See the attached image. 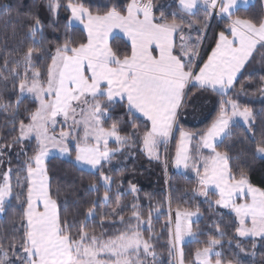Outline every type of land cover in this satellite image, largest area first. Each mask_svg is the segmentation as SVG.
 Returning a JSON list of instances; mask_svg holds the SVG:
<instances>
[{
  "label": "snow or ice",
  "instance_id": "6c2138e0",
  "mask_svg": "<svg viewBox=\"0 0 264 264\" xmlns=\"http://www.w3.org/2000/svg\"><path fill=\"white\" fill-rule=\"evenodd\" d=\"M61 6L60 0H48L47 7L53 16L58 15ZM63 7L70 13L65 27L71 28L72 21H78L86 35L79 42L68 36L62 44H57L54 52L49 49L46 72L33 64L34 53L39 56L45 52L44 48L35 47H29L10 70L18 77L17 68L24 65L14 108L19 109L25 94L36 107L32 111L25 109L28 122L21 119L18 129L13 128L18 135L12 142L0 145V157L6 149L22 145L18 155H24L25 160L19 171L26 173L18 174L13 185L10 159L8 169L0 173V214L6 212V205L13 199L22 209L15 235L7 244L0 238V264H149V258L155 264L151 211L145 220L138 205L133 204L123 230L112 235L90 233L84 221L77 226L67 217L61 218L45 161L52 150L70 157L74 144L75 163L99 171V179L106 189L110 188L113 180L102 170L104 164L110 163L126 146L135 144L137 138L142 141V150L158 159L159 145L168 143L181 109L196 95H189L191 89L199 93L210 90L219 95V111L200 133L180 129L174 164L195 173L198 181L193 189L195 195L207 200L211 187L217 196L215 205L235 214L232 224L235 236L229 243L236 238H251L255 249L257 238L264 241V190L254 187L244 171L237 176L230 164L231 157L217 149L231 135L237 118L243 120L246 131L255 140L252 109L241 107L237 99L224 97L236 87L238 77L244 74L257 50L264 49V16H236L238 0H178L171 20L164 13L158 18L154 15L152 0H128L123 7L113 4L104 14H93L84 0H67ZM200 8L205 13L204 19H190ZM0 13L10 16L12 6L0 5ZM17 15H20L18 9ZM213 15L226 17L228 23L215 37L214 47L201 64L200 48ZM186 27L196 32L195 42L190 43L191 37L186 40L183 35ZM114 29H119L130 43L123 53L109 42ZM28 31L34 44L44 39V26L38 16ZM177 33H180L179 47ZM261 59L264 61V54ZM5 70H8L7 60L0 72ZM261 81L259 91L264 95V76ZM244 88L241 84L237 95ZM9 106L0 102V109L6 111ZM116 107L122 110L118 119L113 118ZM109 120L112 123L105 126ZM57 124L61 125L58 135ZM128 127L130 132L126 131ZM197 136L193 156L190 142ZM32 139L36 143L33 153L28 155L25 142ZM110 141L117 147L110 148ZM203 150H207V155ZM255 153L264 156V133L255 144ZM3 163L0 160V165ZM130 190L135 193L136 186L130 184ZM237 197L244 202L237 203ZM109 198L106 190L103 202ZM120 207L117 200L116 209ZM197 214L198 210H177L174 222L169 219L166 224L168 253L178 259V264H185L181 247L185 237L195 238L200 234L193 231L189 222ZM94 215V208H89L86 219ZM103 221L102 215L101 225ZM120 223H125L123 216ZM143 224L148 225L147 237L141 228ZM215 232L217 236L210 234L207 246L197 249L194 261L189 264H234L232 260L225 262L222 252L214 251L216 246H222L225 235L219 224L215 225ZM235 247L239 253L246 252L241 239H236ZM235 264L241 261L236 260Z\"/></svg>",
  "mask_w": 264,
  "mask_h": 264
},
{
  "label": "trees",
  "instance_id": "16d2710c",
  "mask_svg": "<svg viewBox=\"0 0 264 264\" xmlns=\"http://www.w3.org/2000/svg\"><path fill=\"white\" fill-rule=\"evenodd\" d=\"M162 1L152 0L154 15L158 18L161 13H164L171 20V14L177 11V8L174 3L165 5L162 4ZM60 2L62 6L58 10V15L53 16L47 7L48 0H0V5L10 4L12 6L10 16L0 13V68H3L6 60L8 62V70L0 72V102L10 105L6 111L0 109V145L12 142L13 138L18 135V131H13V128L18 129L21 119L25 123L28 122L25 109L32 111L36 107L31 98L24 96L19 109L14 108L19 95V80L24 76L23 64L17 68L20 76L12 75L10 70L15 62L21 60L29 47L44 48L43 54L36 56L34 53L36 58L33 64L36 68L46 72V65L50 62L49 49L54 52L57 44H62L68 36L76 42L85 36L84 32L77 26L65 27L70 13L66 12L63 7L67 0H60ZM127 2L128 0H84L85 6L89 7L93 14H104L113 4L123 7ZM262 3L263 0H254L248 7L237 9L235 15L242 18H259L263 16ZM17 9L20 13L19 16ZM36 16L40 18L44 26V39L34 44L28 29ZM204 17L205 13L200 8L196 11L195 16L190 17V19L203 20ZM209 23L208 32L200 49L201 64L214 47L215 37L226 27L228 21L227 18L215 16L210 18ZM50 25H54V27H50ZM110 44L114 49H120L122 53L130 48L118 36L113 37ZM262 54H264V49L257 50L255 58L248 65L244 74L238 77L236 87L231 90L229 95L230 98L237 99L241 107L247 106L252 109L251 120L256 133L255 140L251 138V133L246 131L245 125L237 123L232 128L231 135L219 143L217 150L228 153L231 157V167L237 176H239L240 171H244L254 187L264 190V157L255 153V144L260 139L261 133H264V95L259 91L262 86L261 77L264 76ZM28 75L31 76V72ZM241 84L245 85L244 92L237 95ZM189 95H192L191 91ZM196 97L198 108L195 110L196 112H192L198 116V121L184 123L183 116L180 117L181 122L186 124L184 127L190 131L204 130L214 117L212 97L208 95L206 97L196 95ZM209 97L211 98L210 103H208ZM121 115L122 110L116 107L113 110V118L118 119ZM137 122L140 123L141 121ZM111 123L112 120H109L105 126ZM126 131L130 132L131 128H126ZM121 134L125 133L122 132ZM176 138L177 132H174L169 143L167 162H165L166 148H160L158 159H150L143 153L142 141L139 138L131 147L126 146L122 152L116 153L111 162L104 164L102 169L113 180L110 188L107 189L103 181L99 179V171L84 170L74 163V149L68 159L57 156L49 157L45 163L54 198L58 201L61 218L67 217L69 222L74 221L77 226L81 221H84L90 233L94 231L97 235L102 232L112 235L117 230L125 228L128 218L131 216L132 205L137 204L145 220L151 211L152 242L157 253V264H173L172 257L168 253V228L166 224L169 221V216L167 208L172 210L173 219L176 210L191 212L198 210L199 217L191 222V226L193 231H198L200 234L181 246L185 264L194 261V253L197 249L207 246L210 234L217 236L216 224H219L225 233L221 240L222 246L215 247L217 251L223 253L222 259L225 262L232 260L235 264V261L239 260L241 264H264V241L257 238L256 247L253 249L251 238H236L241 239V243L246 249L245 253H239L235 247L236 239H232L231 244L229 243L230 238L235 236V229L232 227L235 221L234 214L215 205L214 201L217 196L211 191H209L207 200L195 195L193 189L198 186L195 176L178 173L171 168ZM35 143L34 139L30 143L25 142V150L28 155L33 153ZM110 146L114 147L115 144L112 143ZM21 147L22 145L16 144L12 148L6 149L5 155L0 157V160L4 161L0 165V173L8 169V160H11L13 185H15L18 174L20 176L26 174L19 171L25 160L24 155H18ZM130 184L136 186L135 193L130 190ZM93 185L96 186L95 189H93ZM106 190H108L110 198L107 202H103ZM117 200L121 205L119 209H116ZM89 208H94L95 215L86 219ZM113 209L116 211L113 212ZM21 211L22 209L17 207L16 201L13 199L10 204L6 205V212L0 214V238L4 239L5 244L15 235V228L19 226ZM102 215L104 217L103 225H101ZM121 216L125 218L124 224L120 223ZM134 222L133 220L132 223L134 224ZM147 228H143L145 237L148 236ZM253 252L254 255H252ZM236 253L238 255H234ZM215 258L213 255L212 259Z\"/></svg>",
  "mask_w": 264,
  "mask_h": 264
},
{
  "label": "crops",
  "instance_id": "0c3cea01",
  "mask_svg": "<svg viewBox=\"0 0 264 264\" xmlns=\"http://www.w3.org/2000/svg\"><path fill=\"white\" fill-rule=\"evenodd\" d=\"M163 3L162 4H165V5H167V4H170V3H174L175 4V6H176V8L178 7V0H163L162 1ZM254 2V0H246V2H245V0H238V7H237V9H239V8H246V7H248L249 5H251L252 3ZM263 16H264V0H263ZM197 11V10H196ZM226 18V17H225ZM71 26H77V27H79L83 32H84V30H83V25L82 24H80L78 21H72V24H71ZM197 27H199V25H197ZM84 34L86 35V33L84 32ZM183 35L185 36V38H186V40H187V38L190 36L191 37V41H190V43H192V42H195L196 41V32H194V31H190L187 27L184 29V33H183ZM115 36H118V37H121L128 45H129V47H130V43L128 42V40H127V38L123 35V33L122 32H120L119 31V29H114L113 30V32L110 34V37H109V42H110V40L113 38V37H115ZM175 39H176V44H177V47H179V45H180V43H181V40H180V33H177L176 34V37H175ZM215 45V44H214ZM211 52V51H210ZM209 52V53H210ZM207 59V58H206ZM191 92L192 93H196V95H200V96H211L212 97V100H213V103H212V105L214 104V106H213V111L212 112H214L213 114H214V117L212 118V120L216 117V115H217V113H218V111H219V101H220V99H221V97L219 96V95H217V94H215V93H213V92H211L210 90L209 91H207V92H204V93H199V92H197V90L196 89H191ZM195 95V96H196ZM229 95H230V93H229ZM229 95L228 96H226V97H224V99L225 100H227L228 98H230L229 97ZM192 96V95H191ZM181 115H182V109H181V114H180V116H179V122H178V124L175 126V128H174V131H173V133L174 132H177V138H176V142H175V148H174V152H173V156H172V161H171V168L175 171V172H178V173H186V174H191V175H193V176H195V173L193 172V171H191L190 169H184L183 167H180V168H177L176 166H175V164H174V157H175V151H176V143H177V141L179 140V133H180V129H183V130H185V131H187V132H191V133H200V132H202V131H204V130H206L207 129V127L211 124V122H212V120L210 121V123H209V125L204 129V130H202V131H190V130H188L187 128H185L184 127V125H186V124H183V122L184 123H194V122H197L198 121V116L195 114V113H193L192 111H188L185 115H183V122H181V119H180V117H181ZM237 123H242V125H244V123H243V120H241V119H239V118H237ZM236 123V124H237ZM83 133H81V135H82ZM172 137V136H171ZM171 137L169 138V139H171ZM199 139V137L197 136V138H196V140H193V141H191L190 142V149L192 150V154H193V156H195V148H196V146H197V140ZM115 144V142H112V141H110V143H109V147L110 148H116L117 147V145L115 144V146L114 147H112V146H110V144ZM165 146V144H161V145H159V147H158V149H157V153H158V155L160 154V148L161 147H164ZM142 149H143V145H142ZM204 151V154L205 155H207V150H203ZM143 153L148 157V158H150V159H155L156 157L155 156H152V157H150L145 151H143ZM52 157V156H51ZM63 159H68V158H63ZM73 161H74V163H75V156H74V158H73ZM76 164V163H75ZM77 165V164H76ZM78 167H80V168H82V169H84V170H88V171H96V170H93V169H91L90 167H88V166H83V165H77ZM196 177V176H195ZM209 191H211V192H213L214 193V189L213 188H209ZM242 202H244L243 200H241L239 197H237V203H242ZM219 207V206H218ZM219 208H221V207H219ZM221 209H224V210H227V211H229V212H231L229 209H225V208H221ZM232 213V212H231ZM234 214V213H233ZM234 216H235V214H234Z\"/></svg>",
  "mask_w": 264,
  "mask_h": 264
},
{
  "label": "rangeland",
  "instance_id": "374dc122",
  "mask_svg": "<svg viewBox=\"0 0 264 264\" xmlns=\"http://www.w3.org/2000/svg\"><path fill=\"white\" fill-rule=\"evenodd\" d=\"M201 49V48H200ZM25 96H27V94H25ZM27 97H29V96H27ZM30 98V97H29ZM196 96L195 97H192V99H191V101H190V103L184 108V109H182V116L183 115H185L188 111H194V112H196L195 110L198 108V102H197V100H196ZM208 98V97H207ZM211 102V98L209 97V99H208V103H210ZM207 104V103H206ZM210 109V108H209ZM62 119V118H61ZM242 120V119H241ZM242 124V123H241ZM60 130H61V125L60 124H57V126H56V134L58 135L59 134V132H60ZM81 133H83V130L81 129ZM172 138V137H171ZM170 140L171 139H169V141H168V143L163 147V148H166V158H165V162H167V156H168V148H169V143H170ZM112 142H114V141H112ZM72 148L74 149V144L72 145ZM51 156H57V157H60V158H69V156H61L60 155V153L58 152V150H52L51 151V153H50V155H49V157H51ZM261 156V155H260ZM48 157V158H49ZM262 157H264V156H262ZM47 158V159H48ZM46 159V160H47ZM203 199L205 198V197H203V196H201ZM179 211H185V210H179ZM176 212H177V210L176 211H174V219L172 218V210H170L169 209V207L167 208V214H168V216H169V219H171L173 222H174V220H175V214H176ZM189 212H191V211H189ZM116 215V214H115ZM199 217V215L197 214V215H195V216H192L191 218H190V223L192 222V221H194V220H196L197 218ZM134 224H135V222H134ZM144 227H148V225L147 224H143V225H141V228L143 229ZM194 238L193 237H185V240H184V243L185 242H188V241H190V240H193ZM214 251H217V249L215 248L214 249ZM213 260H215V259H213ZM172 262H173V264H178V259L176 258V257H172ZM158 263V259L156 260V262H155V264H157ZM149 264H153V262L151 261V258H149Z\"/></svg>",
  "mask_w": 264,
  "mask_h": 264
},
{
  "label": "water",
  "instance_id": "95a60500",
  "mask_svg": "<svg viewBox=\"0 0 264 264\" xmlns=\"http://www.w3.org/2000/svg\"><path fill=\"white\" fill-rule=\"evenodd\" d=\"M210 23H211V21H210ZM210 23H209V26H210ZM207 32H208V29H207ZM207 32H206V34H207ZM205 37H206V35H205ZM205 37H204V39H205ZM203 42H204V40H203ZM203 42H202V45H203Z\"/></svg>",
  "mask_w": 264,
  "mask_h": 264
},
{
  "label": "built area",
  "instance_id": "2783aa9c",
  "mask_svg": "<svg viewBox=\"0 0 264 264\" xmlns=\"http://www.w3.org/2000/svg\"><path fill=\"white\" fill-rule=\"evenodd\" d=\"M216 15H213L212 18H214Z\"/></svg>",
  "mask_w": 264,
  "mask_h": 264
}]
</instances>
